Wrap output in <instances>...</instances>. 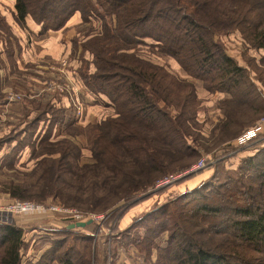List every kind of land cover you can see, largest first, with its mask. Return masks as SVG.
<instances>
[{
	"label": "trees",
	"instance_id": "16d2710c",
	"mask_svg": "<svg viewBox=\"0 0 264 264\" xmlns=\"http://www.w3.org/2000/svg\"><path fill=\"white\" fill-rule=\"evenodd\" d=\"M77 13L85 24H101L83 45L94 58L95 71L81 73L82 83L94 97L109 99L114 114L96 125L100 135L81 167L80 150L71 142L42 143L44 149L56 148L60 157L38 162L34 174L40 177L39 185L31 188L41 187V194L29 195L17 185L5 191L11 199L51 198L63 208L88 214L106 213L124 202L121 220L126 209L138 205L139 195L192 165L197 153L187 140L191 127L198 126V87L138 55L137 46L146 40L154 42L159 56L173 59L187 76L201 81L209 93L231 95L238 108L230 110V103L221 108L219 146L232 148L236 138L261 120L264 102L259 101L256 83L215 38L239 33L248 48L264 53V0H15L18 25L25 27L31 19L41 35L62 30ZM261 66L256 75L264 87V56ZM60 114L52 111L55 119ZM257 152L240 158L237 173L231 176L237 180L233 187L187 203L206 188L195 190L134 223L146 229L148 246L168 233L156 264H264V148ZM180 161L186 162L178 165ZM223 173L219 168L215 179ZM66 175L94 177L87 189L92 194L84 198L83 186L67 184ZM71 219L62 228L48 229L54 236L52 245L37 264H90L89 243L95 236L81 237L82 229L69 230L77 223ZM24 234L12 218L0 221V264H22ZM74 235L83 242L87 258L79 247L69 251L64 247V239Z\"/></svg>",
	"mask_w": 264,
	"mask_h": 264
},
{
	"label": "rangeland",
	"instance_id": "374dc122",
	"mask_svg": "<svg viewBox=\"0 0 264 264\" xmlns=\"http://www.w3.org/2000/svg\"><path fill=\"white\" fill-rule=\"evenodd\" d=\"M100 26L97 22L83 23L81 15L77 13L62 30L41 35L40 27L31 19H28L25 27L18 25L15 0H0V39L3 40V43L0 42V197L9 195L5 191L17 185L23 186L29 195L41 194V187L31 188V185H39L40 177L34 174L38 162L45 157H60L56 148L44 149L42 143L47 146L71 142L80 150L77 164L80 167L91 157L90 150L100 135L96 125L114 114L109 99L103 95L94 97L87 91L80 76L81 73L91 74L95 71L94 58L83 49V45L98 32ZM215 39L221 41L227 54L247 70L257 85L259 101L264 102V87L256 75L257 69L262 67L264 53L248 48L239 33L217 35ZM153 43L151 40L144 41L137 46V54L167 66L180 80L196 84L201 99L198 126L191 127V136L187 140L197 155L191 159L189 168L178 170L175 174L183 171L184 174L202 159L205 160V167L188 174L179 182L163 188L155 185L147 193L139 195L135 200L138 205L130 211L126 212V209L121 220L118 219L123 213L122 207L126 206L124 202L101 214L72 209L81 216L82 221L94 220L92 225L78 232L81 237L95 236V240L89 243L93 251L90 264H133L134 261L135 264H156L158 250L166 245L168 233L155 242H149L151 245L148 246L144 240L146 229L134 226V223L184 194L206 188L188 200L187 203L191 204L203 201V197L221 191L223 187H233L237 180L231 176L237 173L241 154L247 150L256 155L260 148H264V114L260 115L261 120L254 126L262 129L251 145L247 143V147H242L236 138L231 144L232 148L219 146L216 139L220 135V121L224 119L220 110L227 103H230V110L238 108L232 103L231 95L209 93L201 81L187 76L173 59L159 56ZM53 110L61 113L59 118L52 116ZM185 162L180 161L178 165ZM219 168L224 173L215 179L214 174ZM64 179L67 184L82 185L84 190L81 195L84 198L92 194L87 189L95 181L94 177L66 175ZM96 195L102 196L103 192ZM31 202L61 206L51 198L45 202ZM24 216H31V228L23 229L26 246L22 250V264H37L52 245L54 236H49L48 229L68 225L71 217L61 213ZM77 236L64 239V247L68 251L70 247H79L81 254L87 258L88 253L81 248L83 242H78Z\"/></svg>",
	"mask_w": 264,
	"mask_h": 264
},
{
	"label": "built area",
	"instance_id": "2783aa9c",
	"mask_svg": "<svg viewBox=\"0 0 264 264\" xmlns=\"http://www.w3.org/2000/svg\"><path fill=\"white\" fill-rule=\"evenodd\" d=\"M80 113V112H79ZM261 127L252 128L251 130L247 131L238 139V144L242 145V147H247V143L250 144L255 138L258 137L259 133L261 132ZM205 167V160H200L198 164H196L191 170L181 174L179 176H170L158 182L157 188H163L168 186L181 177L188 175L192 172L201 170ZM49 213H61V214H68L71 218H74L76 222L82 221L81 216L77 214L75 210L72 209H65L60 205L49 206V205H42V204H35L30 201H20L17 200L5 207H0V221L5 218H10L13 216H24V215H47Z\"/></svg>",
	"mask_w": 264,
	"mask_h": 264
},
{
	"label": "crops",
	"instance_id": "0c3cea01",
	"mask_svg": "<svg viewBox=\"0 0 264 264\" xmlns=\"http://www.w3.org/2000/svg\"><path fill=\"white\" fill-rule=\"evenodd\" d=\"M199 99H200V94L198 93ZM199 117H202V115H199ZM223 117H221L222 119ZM264 128V127H262ZM251 145V144H250ZM254 155L253 152L250 151H244L241 154L240 158L243 157H247V156H252ZM196 179H194L195 181ZM193 182V181H192ZM13 203V200L11 199V197L9 195H5L3 197H0V207H5L9 204ZM13 220H15L16 224L22 228V229H26V228H31V216H13L11 217ZM30 220V221H27ZM27 222V223H26ZM136 261L133 262V264H135Z\"/></svg>",
	"mask_w": 264,
	"mask_h": 264
},
{
	"label": "water",
	"instance_id": "95a60500",
	"mask_svg": "<svg viewBox=\"0 0 264 264\" xmlns=\"http://www.w3.org/2000/svg\"><path fill=\"white\" fill-rule=\"evenodd\" d=\"M93 222H94L93 219L88 220V221H86V222L79 221V222H77V223H74V224L69 225V226H68V229H69V230H73V229H77V228H78V229H84V228H86L87 226L92 225Z\"/></svg>",
	"mask_w": 264,
	"mask_h": 264
}]
</instances>
